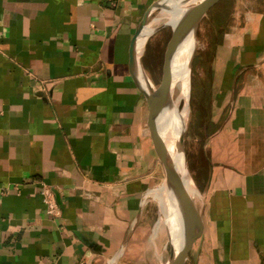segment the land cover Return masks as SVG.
<instances>
[{
  "label": "crops",
  "instance_id": "0c3cea01",
  "mask_svg": "<svg viewBox=\"0 0 264 264\" xmlns=\"http://www.w3.org/2000/svg\"><path fill=\"white\" fill-rule=\"evenodd\" d=\"M155 1L0 0V264H106L164 182L128 61ZM232 2L186 264H264V0Z\"/></svg>",
  "mask_w": 264,
  "mask_h": 264
},
{
  "label": "rangeland",
  "instance_id": "374dc122",
  "mask_svg": "<svg viewBox=\"0 0 264 264\" xmlns=\"http://www.w3.org/2000/svg\"><path fill=\"white\" fill-rule=\"evenodd\" d=\"M232 1L220 0L208 11L194 38V50L190 63L188 111H186L187 114L185 112L188 119L186 118L187 126L182 149L188 176L203 197V205L200 207L202 210L204 209L207 193L203 189L208 177L205 144L208 133L205 132L204 125L208 121L211 96L218 87L223 70V55L225 54H221V45L227 31L225 22L232 9ZM162 13L158 11L152 17L156 27L162 26V22H160ZM170 33V26L156 30L148 37L141 52V67L154 86L160 80L165 59L164 52ZM154 187L156 185L151 188ZM147 197L149 196H146L147 201L143 205V210L140 209L141 211L137 217L138 221L131 228L130 234L118 253V258L116 257L114 264H165L166 262L169 250L166 237L162 238L161 244L157 243V246H159L158 252L154 248L148 247L154 224L157 221V205L151 198ZM161 223L158 214L156 231ZM162 247H165L164 250Z\"/></svg>",
  "mask_w": 264,
  "mask_h": 264
},
{
  "label": "water",
  "instance_id": "95a60500",
  "mask_svg": "<svg viewBox=\"0 0 264 264\" xmlns=\"http://www.w3.org/2000/svg\"><path fill=\"white\" fill-rule=\"evenodd\" d=\"M219 1L220 0H157L145 11L135 28L129 44L128 61L130 75L147 102L150 137L163 169L164 185L174 201V207L178 214L177 222L174 226L175 232H171L168 237L167 242L169 244V250L165 264L186 263L193 242L201 235L203 230V210L200 207L196 209L190 206L191 201L184 187V183L160 135V119L163 117L170 102L173 60L177 52L181 50L184 41L191 37L195 38L200 23L208 11ZM169 2H181L182 4H186L187 8L180 13L175 24L170 26L171 33L166 43L164 52L165 59L160 80L158 84L154 86L141 67L140 56L143 49L141 52H137V44L146 26L153 23L152 17L154 14L158 11L162 12L163 7L167 6L166 4ZM154 21H156V19ZM162 27L165 26L156 27L155 31ZM145 43L146 41L144 45ZM191 60L192 56L190 58V63ZM141 73L144 75L143 78ZM188 83L190 85V81ZM182 145L183 137L181 136L179 149L185 161ZM136 220H138V218H136ZM133 226L134 223L132 227ZM119 252L112 256L114 260H116Z\"/></svg>",
  "mask_w": 264,
  "mask_h": 264
},
{
  "label": "bare ground",
  "instance_id": "6f19581e",
  "mask_svg": "<svg viewBox=\"0 0 264 264\" xmlns=\"http://www.w3.org/2000/svg\"><path fill=\"white\" fill-rule=\"evenodd\" d=\"M166 5L167 6H164L162 9L163 13L160 18V22H162V26H172L179 18L180 13L186 10L187 5L182 4L181 2H169ZM155 28L156 25L154 23L148 24L146 26L143 31V35L137 44V52L142 51L144 42L151 34H153ZM193 50L194 38L191 37L184 41L181 46V50L177 52L176 57L173 60L170 102L163 117L160 119L159 129L160 135L162 136L164 143L167 146V150L170 153L176 169L181 176L182 182L184 183V187L186 188L191 201L190 206L197 209L198 207H202L203 197L192 184L188 176L185 161L179 149L180 139L186 128V111H188L189 99V63ZM141 76L142 78L144 77L142 73ZM146 196H149L147 198H151L157 205V221L154 224L148 247H152L156 250V252H158L159 246H157V243L161 244L160 241H162V238L165 237L167 242L171 232H175L174 226L177 222L178 214L174 207V201L171 195L167 192L164 182L154 188L147 190L144 193L140 205L141 210H143V205L147 201ZM158 214L160 215V220L162 223L159 225L158 230L156 231L155 227L158 223ZM136 223L137 220L134 222V225ZM164 248L165 247H162L163 250ZM114 263L115 260L113 258L106 261V264Z\"/></svg>",
  "mask_w": 264,
  "mask_h": 264
},
{
  "label": "built area",
  "instance_id": "2783aa9c",
  "mask_svg": "<svg viewBox=\"0 0 264 264\" xmlns=\"http://www.w3.org/2000/svg\"><path fill=\"white\" fill-rule=\"evenodd\" d=\"M39 195L45 206V212L51 217H58L60 215V208L54 199L52 189L48 185L41 184Z\"/></svg>",
  "mask_w": 264,
  "mask_h": 264
}]
</instances>
